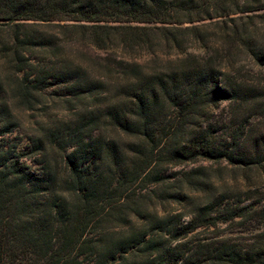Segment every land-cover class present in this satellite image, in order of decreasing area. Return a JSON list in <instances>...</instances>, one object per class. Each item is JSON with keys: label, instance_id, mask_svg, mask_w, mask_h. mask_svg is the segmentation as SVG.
I'll list each match as a JSON object with an SVG mask.
<instances>
[{"label": "trees", "instance_id": "trees-1", "mask_svg": "<svg viewBox=\"0 0 264 264\" xmlns=\"http://www.w3.org/2000/svg\"><path fill=\"white\" fill-rule=\"evenodd\" d=\"M201 160L229 178L173 170ZM253 219L264 0H0V264H264V231L182 240Z\"/></svg>", "mask_w": 264, "mask_h": 264}, {"label": "rangeland", "instance_id": "rangeland-1", "mask_svg": "<svg viewBox=\"0 0 264 264\" xmlns=\"http://www.w3.org/2000/svg\"><path fill=\"white\" fill-rule=\"evenodd\" d=\"M170 57H173V55H171ZM145 59L146 57H140V58L137 57L135 60L139 62H143ZM244 65H245L244 66L245 69L249 68V65L247 63H245ZM51 89H54V88L51 87L49 91H51ZM47 107L48 108L46 109L47 110L46 114L44 113L43 110H35V111H29L28 113H26V115H30L29 118L34 120V119H43L45 115L51 116L53 118H59L63 115L69 114L67 113L68 112L67 109H64L63 107H61L60 103H49ZM216 111H217L216 113H217L218 118H221L225 115V111H223L222 105L218 107ZM2 142L5 143L6 145L15 144V149L17 147V150H21L24 148V146L28 142L27 134L24 132L22 133L15 132L11 135L4 136ZM193 167H199L202 169V171H205V173L207 174L206 178L212 181L213 183H219L222 176L225 178H229V175H230L229 167L225 166V164L223 163L219 164V163L207 161V160H201L193 164H185L182 166H177V167H174L173 170L174 171H184V170H189ZM173 170H170V171H173ZM181 175L182 173H178L177 177H180ZM228 183L230 182L228 181ZM170 187L173 188V186H170ZM149 190L154 191V190H158V188L156 187L153 189V187H150ZM149 190H146V191L144 190L148 198V201L151 200L152 198V201L155 202L157 205L160 202L159 197L156 195H153V193H149L148 192ZM194 193L195 192H193L192 195H194ZM179 208L180 207L177 206V204L173 202L166 204V208H164V206H161V207L157 206L159 215H162L163 213L165 214L167 213V211L169 212L171 211L172 213H179V211H181ZM257 231H264V223H258L254 219L245 220L241 223L226 222L224 224H221L220 226L199 229L189 234L182 240L186 242L189 241V244L196 243V242H203V241L210 242V241L217 239L218 236L224 235V236L235 237L237 241L244 243V242H251L253 240L251 236L254 235Z\"/></svg>", "mask_w": 264, "mask_h": 264}]
</instances>
